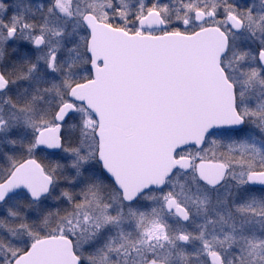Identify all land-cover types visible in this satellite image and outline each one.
Masks as SVG:
<instances>
[{
    "label": "snow or ice",
    "instance_id": "6c2138e0",
    "mask_svg": "<svg viewBox=\"0 0 264 264\" xmlns=\"http://www.w3.org/2000/svg\"><path fill=\"white\" fill-rule=\"evenodd\" d=\"M104 30L203 53L211 107L136 178L91 100ZM6 46L0 264H264V139L244 134H264V0H0V61ZM42 246L66 255L37 260Z\"/></svg>",
    "mask_w": 264,
    "mask_h": 264
},
{
    "label": "water",
    "instance_id": "95a60500",
    "mask_svg": "<svg viewBox=\"0 0 264 264\" xmlns=\"http://www.w3.org/2000/svg\"><path fill=\"white\" fill-rule=\"evenodd\" d=\"M104 34L97 45L104 65L90 86L91 100L101 113L114 162L136 178L163 167L171 150L194 136L211 107L203 53L176 37L161 42L111 30ZM26 172L38 175L32 166ZM65 255L63 249L42 246L35 259Z\"/></svg>",
    "mask_w": 264,
    "mask_h": 264
},
{
    "label": "rangeland",
    "instance_id": "374dc122",
    "mask_svg": "<svg viewBox=\"0 0 264 264\" xmlns=\"http://www.w3.org/2000/svg\"><path fill=\"white\" fill-rule=\"evenodd\" d=\"M30 1L32 2L31 4L33 5V6H35V8L37 7L36 5H34V4H36L35 3V0H28V3L30 4ZM131 1V0H130ZM246 0H240V2L243 4V3H247V2H245ZM40 2H43V0H40ZM7 47V46H6ZM6 47L3 49V51H4V57L2 58V61H0V67H3V66H5L6 64H5V61H4V58H5V56H7V54L9 53V51L6 49ZM8 48V47H7ZM12 54H13V52H12ZM14 91V93H15V89L13 90ZM23 131V129H19V130H17V132H22ZM245 135H247V138L251 141V139H252V135H255L256 137H257V140H256V142L257 143H259L260 142V140H262V139H264V134H261L260 133V131L258 130V129H256V128H248V129H246L245 130V133H244ZM0 147H7L6 145H2V146H0ZM251 191V190H250ZM244 197H243V194L241 195V199H243ZM13 199L14 200H19V198H17V197H13ZM13 207H14V209L16 208V207H18V204H14L13 205Z\"/></svg>",
    "mask_w": 264,
    "mask_h": 264
},
{
    "label": "flooded vegetation",
    "instance_id": "af4514ba",
    "mask_svg": "<svg viewBox=\"0 0 264 264\" xmlns=\"http://www.w3.org/2000/svg\"><path fill=\"white\" fill-rule=\"evenodd\" d=\"M245 2H247V0ZM257 2H258V0H257ZM31 3L32 2L30 1V6L33 7V8H35V6H33ZM35 3L36 4H34V5L37 6L35 9L38 10L39 4L42 3V2H40V0H35ZM6 49L9 51L10 50V47H8V48L6 47ZM18 55H19L18 53H13L12 54V52L9 51V53L7 54V56H5V58H4V61L6 60L5 61V64L10 63L11 59H15Z\"/></svg>",
    "mask_w": 264,
    "mask_h": 264
},
{
    "label": "trees",
    "instance_id": "16d2710c",
    "mask_svg": "<svg viewBox=\"0 0 264 264\" xmlns=\"http://www.w3.org/2000/svg\"><path fill=\"white\" fill-rule=\"evenodd\" d=\"M124 3L127 4V5H129V6H131V1L130 0H124ZM17 198H19V197H17Z\"/></svg>",
    "mask_w": 264,
    "mask_h": 264
}]
</instances>
